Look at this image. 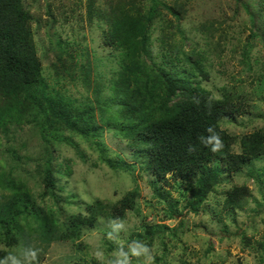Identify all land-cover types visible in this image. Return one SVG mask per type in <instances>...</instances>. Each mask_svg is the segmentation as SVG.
<instances>
[{
    "label": "rangeland",
    "instance_id": "374dc122",
    "mask_svg": "<svg viewBox=\"0 0 264 264\" xmlns=\"http://www.w3.org/2000/svg\"><path fill=\"white\" fill-rule=\"evenodd\" d=\"M114 1L23 0L30 14L47 93L79 107L94 106L95 121L103 126L96 137L104 142L105 154L110 158L119 156L134 168L110 167L100 146L90 138L92 135L82 137L63 129L61 140L50 138V143L57 161L65 165L59 176L63 186L60 194L68 195V199L66 202L41 199L37 197L42 189L39 165L49 141L39 135L38 118L33 112L5 108L1 116L5 125L0 128V170L12 174L18 182H25L31 188L32 198L45 209L61 211L58 217L65 222L72 214H87L88 202L99 199L105 204H119L132 190L134 207L126 209L123 219H113L106 211L100 213L93 224L82 226L74 239L59 238L45 243L35 236L29 246L22 240L15 245L1 241L0 250L4 252L1 264H27L33 258L36 264H126L128 260L133 264H264V175L257 179V173L249 174L246 167L232 171L200 204V210L194 212L186 208V201L192 196L186 189L196 187L198 176L187 183L176 179L182 182L176 185L167 173L170 184L162 183L155 192L151 183L153 173L105 123L96 99L108 94L119 64L118 51L103 42L102 29L107 23L99 15L107 13ZM153 1L139 3L145 9ZM157 1L161 2V13L151 27L152 59L160 60L162 39L177 43L179 50L203 56L207 77L197 74L191 77L192 84L209 91V96L228 93L235 101L241 98L248 105L249 112L233 119L224 117L220 122L221 128L237 140L231 151L240 152V139L245 134L264 130V47L260 18L253 21L251 16L257 6L255 0ZM164 4L178 8L179 18ZM175 24L182 33L174 28ZM83 75L87 82L83 81ZM3 100L0 94V111ZM253 164L263 166L264 159L254 160ZM234 185H246L249 193L241 206L222 211L224 193ZM6 190L0 188V200L9 194ZM157 192H162V196H155ZM171 204H175V209L168 212ZM214 213L221 216L218 218ZM144 222L164 224L167 228L154 237L148 248L137 247L136 255L129 248V244L134 245L130 238L132 233L143 230Z\"/></svg>",
    "mask_w": 264,
    "mask_h": 264
},
{
    "label": "trees",
    "instance_id": "16d2710c",
    "mask_svg": "<svg viewBox=\"0 0 264 264\" xmlns=\"http://www.w3.org/2000/svg\"><path fill=\"white\" fill-rule=\"evenodd\" d=\"M139 1L116 0L107 13L99 15L107 23L102 29L103 42L118 51L119 66L108 94L96 99L97 108L105 123L111 125L114 135L125 140L133 148V155L153 173L155 177L151 183L155 192L162 183L170 184L167 173L172 175L176 185L182 183L176 179L190 182L192 177L198 176L196 187L186 189L192 195L186 201V208L198 212L200 204L208 200L223 177L232 171L246 167L249 174L257 173V179L260 174L264 175V165L254 167L253 164L254 160L264 159V130L245 134L240 139L241 151H231L237 140L221 128L220 122L224 117L233 119L249 112L248 105L245 106L241 98L235 101L228 93L220 97L209 96V91L199 84H192L190 79L197 74L207 77L200 53L179 50L177 43L162 39L161 58L159 61L152 59L151 27L161 13V2L155 0L147 8L142 7L143 10ZM255 3L257 6L251 16L253 21L260 18L264 47V0H255ZM164 6L179 18L178 8ZM174 28L182 33L178 24ZM58 59L63 63L62 57L58 56ZM40 66L30 14L23 0H0V94L4 98L0 128L5 125L1 118L5 108L33 112L34 117L37 116L39 135L49 141L39 165L42 189L37 197L52 198L55 202L68 199V195L60 194L63 186H60L59 176L65 165L57 161L50 143L52 139L61 140L63 129L82 137L92 135L90 138L100 146L98 148L110 167L134 168L119 156L110 158L105 154L104 142L96 137L103 126L95 121L94 106L79 107L61 96L53 98L47 93ZM262 74L264 76V51ZM83 76V81L87 82ZM96 92L99 94L100 89ZM0 188L9 192V196L0 200V242L9 245L22 240L29 246L35 236L45 243L59 238L74 239L79 236L81 227L93 224L100 213L106 211L113 219H123L126 209L134 207L135 191L132 190L120 199L119 204H105L99 199L88 202L85 204L87 214H72L65 222L58 217L61 211L43 208L36 198H32L31 188L25 182H18L12 174L1 171ZM248 193L246 185L228 188L222 211H233L241 206ZM155 196H162V192ZM174 207L175 204H171L168 212ZM214 214L218 218L221 216ZM164 228H167L164 224L144 222L141 232L131 234L134 245L129 244V248L137 255V247L148 248ZM3 257L4 252L0 250V258ZM27 264H36V259ZM126 264L133 263L128 260Z\"/></svg>",
    "mask_w": 264,
    "mask_h": 264
}]
</instances>
